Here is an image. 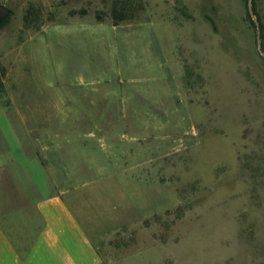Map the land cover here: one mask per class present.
Instances as JSON below:
<instances>
[{"label":"rangeland","instance_id":"374dc122","mask_svg":"<svg viewBox=\"0 0 264 264\" xmlns=\"http://www.w3.org/2000/svg\"><path fill=\"white\" fill-rule=\"evenodd\" d=\"M0 223L62 193L102 264H264V56L248 0H0ZM264 51V0H252Z\"/></svg>","mask_w":264,"mask_h":264},{"label":"crops","instance_id":"0c3cea01","mask_svg":"<svg viewBox=\"0 0 264 264\" xmlns=\"http://www.w3.org/2000/svg\"><path fill=\"white\" fill-rule=\"evenodd\" d=\"M41 227L20 252L0 223V264H102V258L73 207L62 193L39 198Z\"/></svg>","mask_w":264,"mask_h":264},{"label":"water","instance_id":"95a60500","mask_svg":"<svg viewBox=\"0 0 264 264\" xmlns=\"http://www.w3.org/2000/svg\"><path fill=\"white\" fill-rule=\"evenodd\" d=\"M248 12L250 14V16L253 18L255 25H256V30H257V48L259 53L264 56V51L262 49V44L260 41V26H259V21L256 18V15L254 13L253 7H252V0H248ZM10 17V9L4 5L0 3V25L5 24L8 22Z\"/></svg>","mask_w":264,"mask_h":264},{"label":"trees","instance_id":"16d2710c","mask_svg":"<svg viewBox=\"0 0 264 264\" xmlns=\"http://www.w3.org/2000/svg\"><path fill=\"white\" fill-rule=\"evenodd\" d=\"M40 227H41V225H40ZM40 227L36 230L35 234L29 240L24 241L21 246H18L17 244H15L13 242V240L10 238L12 240V242L14 243V245L16 246V248L18 249V251L25 252L29 248V246L32 244V242H33V240H34V238L36 236V233L40 229Z\"/></svg>","mask_w":264,"mask_h":264}]
</instances>
